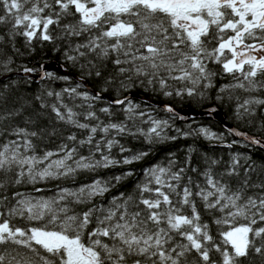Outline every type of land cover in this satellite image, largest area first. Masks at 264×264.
Wrapping results in <instances>:
<instances>
[{"label":"snow or ice","instance_id":"1","mask_svg":"<svg viewBox=\"0 0 264 264\" xmlns=\"http://www.w3.org/2000/svg\"><path fill=\"white\" fill-rule=\"evenodd\" d=\"M0 26L7 29V39L0 35V74L20 71L12 67L15 61L5 48L10 44L19 53L18 36L25 38L30 52L35 51L34 41L52 44L54 51H63L65 61L89 76L103 77L110 63L112 72L104 77L102 91L115 87L118 94L139 85L165 97L202 101L215 87L219 73L210 67L215 64L233 80L219 88L216 99L235 100V117L247 123L255 122L258 111L264 113V96L259 95L264 92V0H0ZM21 68L29 79L40 72V80H70L43 64L39 69ZM80 87L78 83L61 92L47 90L55 103H47L42 95L36 99L41 108L51 109L57 122L81 130L82 138L73 131L55 150L38 151L34 140L43 139L45 129L0 127V137H5L0 143V264H245L254 256L264 260V181L252 182L256 166L239 152L231 154L222 171L216 170L220 161L208 156L202 171L192 167L191 148L183 165L170 154L167 163L144 170L134 193L121 192L107 202L104 197L115 185L104 179L76 188L58 184L52 196L36 195L45 191L36 185L130 165L149 154L140 151L115 160L113 148L129 151L119 136H142L149 145L192 135L229 149L264 144L235 129L229 134L240 139L226 143L223 134L204 126L175 128L177 135L168 136L165 129L184 117L165 105L170 119H156L137 111L140 106L128 96L118 95L99 112L111 117L112 106H122L132 126L111 119L106 123L95 109L101 93L80 92ZM65 94L82 100L75 108L86 110L75 111L65 103ZM20 112L0 113V125ZM137 119L148 128L136 125ZM47 134L55 135V130ZM84 147L88 155L81 153ZM132 175L128 171L112 179L118 184ZM25 185H32L33 192L18 190ZM97 198L101 202L96 203ZM74 205L88 207L76 211ZM212 225L217 226L215 235Z\"/></svg>","mask_w":264,"mask_h":264},{"label":"trees","instance_id":"2","mask_svg":"<svg viewBox=\"0 0 264 264\" xmlns=\"http://www.w3.org/2000/svg\"><path fill=\"white\" fill-rule=\"evenodd\" d=\"M6 32V27L0 26V35H4L5 39H7ZM57 43L59 44L61 42ZM15 47L19 49V53L13 52L10 44L5 45L8 54L11 55L15 61L12 67L20 68V71H13L11 73L15 74L5 78L1 77L11 73L0 74V93H3L4 95L3 102H0V113L13 109H21V112L19 116H15L10 121H6L3 125H0V127L19 126L26 127L29 130L45 129L46 133L43 139L34 140L38 146V151L41 149L55 150L60 143L67 142L65 140L66 136L73 131L77 133L78 138L83 137L84 133L81 130L73 129L63 123L57 122L54 113L51 112V109L41 108L40 101L36 99L37 96L42 95L47 103H55V97H47V90L61 92L65 87H74L78 83L81 85L78 89L80 92H88L90 94L99 92L101 95H105L112 99H117L118 95L120 98H123V96L132 94L147 97L152 101L168 104L177 109H203L206 107L216 106L223 113L225 120L229 124L243 132L264 137V128L260 127L261 121H264V113L258 111L255 122L247 123L245 121L238 120L235 117V100H229L226 96L223 100L216 99L219 88L233 82L231 76L222 73V69L219 65H210V67L219 73V75L215 77V87L208 90L207 99L199 101L185 98L181 100L179 97H165L158 92H153L152 90L145 89L139 85L132 87L127 92H121L119 94L117 93L115 87H110L108 91H102V89L105 88L104 77H107L112 72L113 66L110 63L104 71L103 77L89 76L87 75V72L82 70L79 66H74L65 61L63 58V51H54L53 45L47 42H43V46H41V42L34 41L33 47L35 48V51L30 52L25 46V38L18 36L15 39ZM49 62L62 64L65 71L71 74V76H67L66 74L58 71L52 72L58 76H67L70 80L29 79L21 68L22 65H26L28 67H35L39 69L41 64ZM22 73L24 75H22ZM237 94L245 95L239 93V90H237ZM259 95L264 96V92L259 93ZM130 99L134 104H138L140 106L137 111L150 112L154 118L159 120L170 119L169 113L164 111L161 107L151 104L150 101L137 97H132ZM64 101L69 106L74 108L75 105L83 103V101L79 98L73 99L68 97L67 94L64 95ZM109 102L110 100L106 98L95 102V109L101 119L106 123L109 119L113 122L124 121L128 123L129 126H132V121H126V113L123 111L122 106L113 105V115L111 117L99 112V109L101 107L108 106ZM85 110L86 109L83 108H75V111L77 112H83ZM143 119L146 120L147 116L143 117ZM28 120L33 121V123H27ZM81 120H83L82 116ZM91 123H94V121ZM135 124L144 129H147L149 126L148 124L141 123L140 119H137ZM189 125H191L192 128H198L200 126L208 127L216 133L223 134L226 143L238 140L235 136L230 135L229 131H227L218 121L209 116L189 117L186 121L176 119L172 127L165 129V132L168 136H176L177 133L175 132V128H179L183 131H189ZM53 130H55V135L47 134ZM7 138L12 139L13 137ZM4 139L5 137H0V143H2ZM117 139L120 141V144H123L129 151L121 153L118 146L113 148L111 155L115 160L122 161L125 156H129L140 151H148L149 154L143 160L130 165L119 164L107 169L100 168L95 172H81L74 180L65 179L60 181H50L47 185H36V187H45V191L43 193L36 195L52 196L55 193L56 186L58 184L61 187L76 188L82 184L91 183L94 179H104L111 180L112 184L115 185L104 197V202H107V200L112 196L119 195L121 192L126 194L134 193L136 184L144 178V170L155 164L167 163L170 158V154H175V159L183 165L186 157L189 155L190 148L194 149V151L190 153L191 166L196 167L198 170H203L205 167L204 157L208 156L220 161V163L216 166V170L222 171L230 161L231 154L239 152L251 157L250 162L254 163L256 166V172L252 173V182L264 181V150L258 147H245L243 144H239L234 145L231 149H229L221 146L219 142H210L202 136L195 135L188 136L187 138L181 136L176 140H164L153 145L147 144L142 136L124 135L117 137ZM80 151L83 155H88L87 147L80 149ZM128 171H132L133 175L126 177L120 183L117 184L115 180L112 179L113 177L123 175ZM189 174L193 175L194 178H198L196 174L191 173V171H189ZM235 183L236 181H233V184ZM18 190L32 193L33 186H21ZM249 194H251V192H249ZM95 202H101L100 198H97ZM74 207L76 211H83L86 210V207L88 206L74 205ZM204 219L211 223V219L208 215H205ZM239 222L244 223L245 221L241 220ZM17 223L23 224L22 221H17ZM216 227V225H212L214 235L216 234ZM216 258L218 259L219 257L217 256ZM245 264H264V260L260 257L254 256L252 261H246Z\"/></svg>","mask_w":264,"mask_h":264},{"label":"water","instance_id":"3","mask_svg":"<svg viewBox=\"0 0 264 264\" xmlns=\"http://www.w3.org/2000/svg\"><path fill=\"white\" fill-rule=\"evenodd\" d=\"M43 65H44V68L46 70H48V71H58V72H62L64 74H66L67 76H71V74H69L68 72L65 71V69L63 68V65L60 64V63H57V62H49V63H45ZM13 74H15V73H11V74L4 75L1 78H5V77L10 76V75H13ZM22 75H24V74L22 73ZM40 75H41V73L38 72L36 74H32L31 78H33V79H40ZM73 77L76 78L75 76H73ZM83 84L85 85L84 82H83ZM127 96L129 98H132V97L144 98V99L150 101L152 104L161 107L162 109H164L165 105H168V104H162V103H160L158 101H152V100H150L147 97H142V96H138V95L129 94ZM102 97L103 98H106V99H109L110 101L115 100V99L109 98V97H107L105 95H102ZM211 109H216V111L215 112H211L210 111ZM175 110H176L177 113H179L181 116L184 117V119H180L182 121H186L189 117L209 116V117L213 118L214 120L218 121L227 131H229V129H235V130H238L240 132H243V131L237 129L236 127H234L233 125L229 124L225 120V117H224L223 113L216 106L206 107V108H203V109H177V108H175ZM243 133H247V132H243ZM247 134L250 135V136L257 137V138H259L261 140H264V137H261V136H258V135H254V134H250V133H247ZM236 138L237 139H240L239 137H236ZM251 146L258 147V148L264 150V144H261V145H251Z\"/></svg>","mask_w":264,"mask_h":264},{"label":"rangeland","instance_id":"4","mask_svg":"<svg viewBox=\"0 0 264 264\" xmlns=\"http://www.w3.org/2000/svg\"><path fill=\"white\" fill-rule=\"evenodd\" d=\"M152 104V103H151ZM150 113V112H149Z\"/></svg>","mask_w":264,"mask_h":264}]
</instances>
